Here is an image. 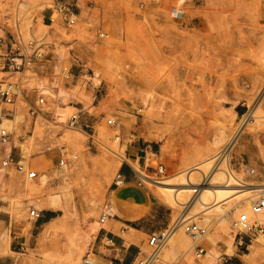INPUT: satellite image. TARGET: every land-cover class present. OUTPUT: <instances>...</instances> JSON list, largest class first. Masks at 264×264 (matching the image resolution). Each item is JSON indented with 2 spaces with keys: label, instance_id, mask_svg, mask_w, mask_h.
I'll return each instance as SVG.
<instances>
[{
  "label": "rangeland",
  "instance_id": "1",
  "mask_svg": "<svg viewBox=\"0 0 264 264\" xmlns=\"http://www.w3.org/2000/svg\"><path fill=\"white\" fill-rule=\"evenodd\" d=\"M59 2L72 5L74 15L67 16L70 24L62 17L53 24L49 21ZM0 8L1 35L11 34L27 48L40 45L50 58L48 71L37 67L15 74L0 71V83L9 79L19 83L14 104H1L2 109L9 110L5 117H19L9 132L7 150L15 146L16 158L25 160L39 176L48 175L46 186L40 177L23 180L13 168L1 167L0 155V241L6 233L11 236V250L0 256V264H81L85 256L100 264L96 240L101 230L112 229L109 219L116 223L120 236L127 237L130 230L115 219L132 217L111 211L114 204L124 201L137 204L132 194L121 197L124 189L142 190L148 197L146 206L136 208L141 210L137 217L151 212L141 221L151 226V232L134 231L139 237L134 264L144 260L151 253L150 234L178 224L192 207L191 203L187 208L171 207L154 184L139 188L136 176L128 186L113 185L126 158L130 159L131 145H150L139 164L143 171L130 162L141 176L164 163L167 175L163 180L175 181L184 170L203 165L217 154L221 157L229 148L228 164L240 181H264V129L256 127L258 121L250 115L254 111L264 115V0H0ZM64 65L75 74L73 83H66L62 77ZM43 87H47V101L34 117L30 108ZM73 114L80 117L76 128L70 125ZM246 114L251 124L245 130L241 123ZM109 119L118 124L109 126ZM3 129L0 131L7 132ZM34 132L38 135L32 140ZM218 137L221 142L216 145ZM20 143L29 145V154ZM62 145L69 159L66 167L59 164ZM72 155L77 158L72 159ZM112 159L121 163L107 169ZM247 167L256 168L258 176L249 175ZM211 178L205 180L204 188H232L210 186ZM28 183L42 186L41 190L34 195L29 191L21 194L22 186ZM237 195L221 203L225 202V212L238 210L234 201ZM32 207L42 210L43 216L56 209L55 216L61 217L62 226L47 245L41 239L43 218L31 219ZM103 212L109 215L105 228L91 237L92 227L102 221ZM203 216L200 213L199 220L204 221ZM211 216L207 222L189 220L207 226L208 234L220 237L217 246L203 239V254L214 249L219 256L210 264H264V243L255 241L264 240V235L250 233L248 246L242 249L234 241V218L225 233L220 231L218 219L225 215ZM29 222L33 223L30 231ZM228 241L233 242L234 253H227ZM251 245L257 248L250 259L245 255ZM166 247L156 264H206L203 254L197 257L195 247L190 251L195 262L177 247L165 255Z\"/></svg>",
  "mask_w": 264,
  "mask_h": 264
},
{
  "label": "bare ground",
  "instance_id": "2",
  "mask_svg": "<svg viewBox=\"0 0 264 264\" xmlns=\"http://www.w3.org/2000/svg\"><path fill=\"white\" fill-rule=\"evenodd\" d=\"M2 21H3L2 12H1V8H0V24L2 23ZM79 90L80 89H78V91ZM1 110H2V108L0 105V117H1L0 118V130H2L6 126H8V127L10 126L8 130H7V128L6 129L4 128L3 130H7V132L11 133V132H13V129L16 127V125L18 123L19 117L16 116L14 119L7 118L5 116H2ZM262 114L261 113L256 114V111H254L250 115L252 117H255L256 118L255 120L258 121V124L256 127L264 129V115H262ZM247 115L248 114L245 115V117L241 123V126H242L241 129L246 130L249 123L251 124V120L248 121L249 115L248 116ZM38 129L39 128H37V130ZM39 130L41 132V129H39ZM38 132H34V134H32L30 136L32 140L35 138V135H38ZM118 139L119 138H117V140ZM233 140H235V139H233ZM214 142L216 145H218L221 142V138L220 137L216 138ZM20 145H21V149L24 152H26L28 154L30 153L29 145L24 144V143H20ZM214 148L216 149V147H214ZM111 150H112V152H114L115 155L120 156L119 152H117L113 149H111ZM215 151H217V150H215ZM217 155H219V154H217ZM216 156H213L212 159H210L207 162L205 161L206 162L205 164L202 163L203 165H201V164L194 165V166L184 170L183 172L178 174L177 179L175 181H172L173 179L168 178V179L162 180L158 183H154L155 186H157L158 188H160L162 190V194H163V198H164L165 202L167 204H169L171 207L183 206V205H186L189 203H191V207H192L190 209V211L187 213V215L182 216L184 218L181 217L182 219L180 218L179 221L176 220V221H178V224L175 223L176 227L174 229V233H172L170 236L169 245L167 247L165 246L166 247L164 250L165 255L174 251V249L177 247L178 249L184 250L185 252L188 253V255H190L189 256L190 262H195L194 261L195 258L190 254V251L192 250V248H194V245L193 244L190 245L188 237H187L188 234L183 231L182 224L184 222L189 221L190 219L193 221L196 220L198 222H207V221L212 219L211 218L212 214H215L216 216H218L220 214H224L225 216L218 217V219H220V224L222 225V229L220 231L223 232L222 230H224V232L225 231L228 232V230H230L228 223L229 222L231 223V220L237 214L236 212L241 211V210L249 212L251 197L256 193V190H258L263 185L262 181L256 182V181L250 180V181H245L244 183L240 182L238 175L235 174V172H233L231 170V168L229 167L230 163L228 164V162L230 160L229 159V148H227L225 150V153L223 155L224 157L221 155L223 160L221 159L220 165H219L220 162H218L220 156L219 157H216ZM21 161L26 163L25 160H21ZM130 162H132L136 166L137 170L143 171L140 168V165H139L140 163H138V160L130 161ZM27 163H28V161H27ZM120 163L121 162L118 159L109 160L107 169L116 168ZM2 170L3 169H0V175H2ZM40 175L41 176H39L40 177L39 179L43 183V186L44 185L46 186L47 181H48L47 180L48 175L45 173L44 174L42 173ZM145 175L146 174H142V176H145ZM210 176H212V178L210 180L211 183L209 184L210 186H214L215 184H220V185H226V187H232V188H212V189L211 188H204V186H203L204 182L206 179L208 180V178ZM176 186H179V187L176 188ZM41 187L42 186H38L36 184H29L28 183L27 185L22 186L20 193L21 194L26 193V195H27V193L29 191V193L31 195H34L35 193H37L38 191L41 190ZM236 187H244V188L243 189H237ZM192 192H194V193L192 194ZM233 194H239L235 197V200H234V201H236V203L239 204V208L236 211L225 212L224 207H223V204H225V202L223 204H221V203L223 201H226V199L231 197V195H233ZM55 195L58 196L57 194H55ZM51 201H52V204H55V202H54L55 197H53L51 199ZM15 206L17 208L16 209L17 212H20V209L16 205V203H15ZM187 207H188V205L185 206V208H187ZM111 211L114 214L116 212H118L116 204H114V206L111 207ZM200 213H203L204 221L199 220L198 215ZM21 222H23V221H21ZM189 222H191V221H189ZM25 224H26V222H25ZM32 226H33V223L29 222V224L27 226V230L30 231L32 229ZM61 226H62L61 217H57L53 221H51L46 226L45 229L43 228L44 231L42 232V236H41L42 243L47 245L51 241V239L53 238V236L56 234L57 230ZM103 227L105 228L104 221H99V222L95 223L94 226L92 227V230H91L92 231L91 237H94V235H96L98 233V231ZM130 231L134 233V231H136V230L131 229ZM22 232H23V229H22ZM206 235L207 236L204 237L203 239L208 241L209 245L217 246L218 242L220 241V237L219 236L217 237L214 234H208V233ZM10 237L11 236L9 235V233H6L3 236L2 240L0 241V255H5V254H8L10 252V250H11V249L9 250V243H10L9 239H10ZM127 238L131 239L132 241H137V238H135L134 236H132L130 238L129 234L127 235ZM231 238L233 239V236H231ZM262 238H257L255 241L260 243V244L264 243V240ZM203 239H202L201 243L203 242ZM260 244L258 246H261ZM233 247H234L233 242L230 241L229 242V250L227 253H229V254L232 253ZM250 247H251V251L248 254H246L245 257L251 259L252 254L256 252L257 245H251ZM203 255H204V260H205L206 264H210L212 262V260H216V259L218 260V258H219L218 254L214 251V249H209L207 251V253L203 254ZM203 255H200V256L198 255L197 257L201 258ZM142 261H144V260L143 259L140 260V262H142ZM196 263H198V262H196Z\"/></svg>",
  "mask_w": 264,
  "mask_h": 264
},
{
  "label": "built area",
  "instance_id": "3",
  "mask_svg": "<svg viewBox=\"0 0 264 264\" xmlns=\"http://www.w3.org/2000/svg\"><path fill=\"white\" fill-rule=\"evenodd\" d=\"M72 5L68 2H59L55 5L54 10L52 11L49 21L53 24L55 21L62 17L67 24H70V20L67 16L71 14L74 15ZM2 28H0L1 30ZM14 40V44L12 51H10L6 55L5 62L3 63L0 71L3 73H23L26 69H32L37 67L40 70L48 71V63L50 62L49 55L46 54L45 51L42 50L41 46L36 47H25L20 43L14 36H11ZM8 39L6 33L4 35L0 34V42H4ZM10 39V35H9ZM31 51V52H30ZM61 75L66 81V83H73L75 81V74L72 72L71 68L67 65L62 66ZM42 91L38 94L37 99L34 105H31L30 113L37 116L40 112L41 108L46 104V91L47 87L41 88ZM19 92V83L15 80H8L6 82L0 83V105L1 104H14L15 99ZM8 109L3 108L1 110L2 116H8ZM1 118V117H0ZM79 114H73L70 118V125L76 128L79 121ZM107 124L109 126L117 125V120L109 119L107 120ZM83 127L91 128L89 125L84 124ZM92 130V129H90ZM11 134L9 132H1L0 133V155H2L1 167L10 170L13 168L19 176L22 177L23 180L33 181L39 178V173L35 169H31L29 165L20 161L18 158L14 156L13 150L16 148L15 146L9 147L7 150V146L10 142ZM93 142L95 140L93 139ZM59 164L61 167H66L68 165L69 159L67 157V152L65 150V146L62 145L59 148ZM76 155H72V159H76ZM131 170L133 176L137 177L136 185L145 189V184L150 183H158L164 179L167 175V167L164 163H158L157 166L145 176H141L139 172H137L127 161L126 163ZM246 172L249 175L258 176V171L254 167H247ZM244 183V181H240ZM129 184L126 177L121 173V170L116 174L113 185L116 187L124 186ZM0 202L2 198L0 196ZM31 219L35 221L43 218V211L39 210L37 207H32L30 212ZM107 212H103L101 215V220L104 221L108 217ZM185 232L191 237L193 241V245L196 249L197 256L202 255L205 252V248L202 246V239L206 236L209 231L207 226H201L195 222H186L183 225ZM232 227L235 231V239L237 242V246L242 249L247 248L248 241H250L249 234H262L264 235V181L263 185L256 190V193L250 199V208L248 211H242L236 215L233 219ZM175 228V224L169 226L160 231L152 232L148 239V246L151 248V253L144 259V261L138 264H156L159 259V255L162 249L166 246L171 234L173 233ZM81 264H93V260L85 256L81 262Z\"/></svg>",
  "mask_w": 264,
  "mask_h": 264
},
{
  "label": "crops",
  "instance_id": "4",
  "mask_svg": "<svg viewBox=\"0 0 264 264\" xmlns=\"http://www.w3.org/2000/svg\"><path fill=\"white\" fill-rule=\"evenodd\" d=\"M7 35V33H6ZM9 35H7L8 39H6L4 42H0V69L5 62L6 55L13 49L14 40ZM91 120L94 119V117H89ZM150 145H145L144 143L131 145L130 149L128 151V154L130 156V159L126 158V161L132 166L130 161L138 160L140 164H142V160L146 158L147 153L149 152ZM133 167V166H132ZM121 173L126 177L129 184L124 185L128 186L133 183V174L131 173L130 167L125 164L121 168ZM121 197L123 198L125 195L132 194L134 195L133 200L136 203L132 202H126L120 205L116 204V207L118 209V212L115 214L123 217V216H131L132 218H127L125 220H117L115 219V222L125 223L128 225L131 229H134L138 232H151V226L149 224H143L141 223L142 220H145V218L148 217L149 214L143 215L140 217H137L140 215L141 210L136 208L137 205L140 206H146L148 203V197L146 196L145 192L142 190H121ZM55 210L56 209H50L46 212V214L43 216L41 226H44V229L46 226L55 219ZM154 212H157L155 210ZM113 214V215H115ZM135 217V218H133ZM57 218V217H56ZM111 220V221H110ZM112 219H109V226H112L111 230L103 229L100 231L97 240H96V255L99 258L100 264H134L138 258L139 250L136 245L139 237L138 234L131 232L130 230L127 231V235L129 234L130 238L134 236L137 238V241H132L131 239L127 237H122L119 234L116 233L115 228L117 227L116 223H112ZM112 223V224H111ZM126 229H122V232H125ZM107 239V242L105 241ZM106 249V251H102V249ZM7 255V254H5ZM4 256V255H0ZM1 260V258H0Z\"/></svg>",
  "mask_w": 264,
  "mask_h": 264
},
{
  "label": "trees",
  "instance_id": "5",
  "mask_svg": "<svg viewBox=\"0 0 264 264\" xmlns=\"http://www.w3.org/2000/svg\"><path fill=\"white\" fill-rule=\"evenodd\" d=\"M56 217V216H55Z\"/></svg>",
  "mask_w": 264,
  "mask_h": 264
}]
</instances>
